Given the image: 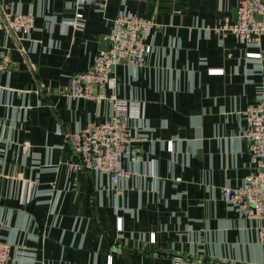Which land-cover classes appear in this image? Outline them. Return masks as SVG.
I'll list each match as a JSON object with an SVG mask.
<instances>
[{
  "label": "crops",
  "instance_id": "obj_1",
  "mask_svg": "<svg viewBox=\"0 0 264 264\" xmlns=\"http://www.w3.org/2000/svg\"><path fill=\"white\" fill-rule=\"evenodd\" d=\"M237 5L109 0L105 9L79 11L65 0H0L2 20L35 19L25 36L0 27L7 59L0 69V239L12 245V264H109L110 255L112 264H178L175 256L184 264H264V220L235 212L223 197V186L253 171L244 112L264 83V37L257 45L210 29L235 19ZM121 9L156 25L145 62L116 67L119 96L142 107L130 124L132 176L111 183L74 170L71 135L106 120L112 107L67 90L73 73L94 66ZM78 11L84 25L65 24ZM249 51H262V59ZM20 174L37 182L27 203Z\"/></svg>",
  "mask_w": 264,
  "mask_h": 264
},
{
  "label": "built area",
  "instance_id": "obj_2",
  "mask_svg": "<svg viewBox=\"0 0 264 264\" xmlns=\"http://www.w3.org/2000/svg\"><path fill=\"white\" fill-rule=\"evenodd\" d=\"M78 10L87 4H96L105 9L109 0H65ZM238 18H227L224 23L215 24L210 29L227 36L234 35L246 43L259 45L264 37V0H238ZM80 11V10H79ZM78 11L74 18L66 19L67 25H84V18ZM34 16L31 13H17L2 20L0 27L25 36L34 28ZM156 22L154 18L119 10L107 35L109 45L102 50L94 66L87 71L75 72L70 76L67 95L72 98L93 100L97 103L109 102L112 111L102 122H89L79 132L71 135L73 148L78 156L71 162L75 171L85 169L97 177H107L111 183L128 179L132 172L126 166L132 152L133 136L130 132L131 121L141 115V101L125 99L119 96L120 82L116 73L117 65L123 60L132 66H141L153 51L146 38ZM246 56L262 59V51H249ZM7 59L0 48V69L6 67ZM210 74H223V68H210ZM247 127L249 151L253 171L239 185L223 186V197L227 205L235 212L249 218L264 220V83L259 98L252 102L244 112ZM168 149L173 150V141L169 140ZM21 181L20 196L23 203L30 201L36 181L19 175ZM122 217H118V228L122 230ZM153 235V237H152ZM155 235L151 234V240ZM259 241L264 245V224L259 229ZM12 245L0 239V264H12ZM113 263V255L109 256ZM178 264H184L183 256H175ZM190 264H203L192 261Z\"/></svg>",
  "mask_w": 264,
  "mask_h": 264
},
{
  "label": "water",
  "instance_id": "obj_3",
  "mask_svg": "<svg viewBox=\"0 0 264 264\" xmlns=\"http://www.w3.org/2000/svg\"><path fill=\"white\" fill-rule=\"evenodd\" d=\"M237 18H238V9H236V11H235V19H237ZM108 45H109V40L106 39L105 40V46L103 49L106 50L108 48Z\"/></svg>",
  "mask_w": 264,
  "mask_h": 264
}]
</instances>
